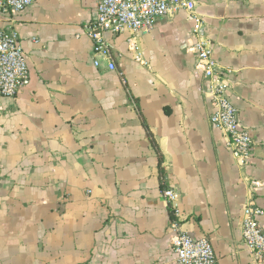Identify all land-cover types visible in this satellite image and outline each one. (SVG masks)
<instances>
[{"label": "crops", "instance_id": "obj_1", "mask_svg": "<svg viewBox=\"0 0 264 264\" xmlns=\"http://www.w3.org/2000/svg\"><path fill=\"white\" fill-rule=\"evenodd\" d=\"M96 6L36 0L0 13L31 71L16 98H0V264H176L167 186L183 230L208 237L220 264H258L241 217L249 203L264 210V0L197 2L253 138L244 168L211 125L191 16L167 15L135 38L109 33L112 70L104 57L95 65L86 32Z\"/></svg>", "mask_w": 264, "mask_h": 264}, {"label": "built area", "instance_id": "obj_2", "mask_svg": "<svg viewBox=\"0 0 264 264\" xmlns=\"http://www.w3.org/2000/svg\"><path fill=\"white\" fill-rule=\"evenodd\" d=\"M35 1L0 0V13H19ZM197 2L198 0H97L96 17L86 27L97 56L94 63L100 66V57H104L109 69L116 68L112 47L107 40L109 33L130 31L135 38L151 31L158 19L178 11H186L194 20L195 43L192 49L196 54L195 69L207 82L212 98L213 110L209 116L211 125L223 131L227 149L235 157L238 166L244 168L252 159L253 138L249 129L240 122L238 109L229 98L227 72L215 57L206 23L197 13ZM130 45L132 50H138L136 42ZM138 55L140 59V54ZM30 79L28 56L19 34L13 29L0 28V98H16L29 85ZM256 186V182H251L252 193ZM163 196L172 215L168 230L176 264H220L214 245L208 237H195L183 230L177 189L167 186L163 189ZM263 215L261 207L249 203L241 217L243 240L258 264H264V231L259 221Z\"/></svg>", "mask_w": 264, "mask_h": 264}]
</instances>
